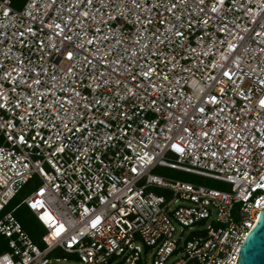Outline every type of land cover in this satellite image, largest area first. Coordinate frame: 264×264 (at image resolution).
Returning <instances> with one entry per match:
<instances>
[{
  "label": "built area",
  "instance_id": "built-area-1",
  "mask_svg": "<svg viewBox=\"0 0 264 264\" xmlns=\"http://www.w3.org/2000/svg\"><path fill=\"white\" fill-rule=\"evenodd\" d=\"M262 101L264 0H0V264H234ZM30 180L35 240L4 210Z\"/></svg>",
  "mask_w": 264,
  "mask_h": 264
},
{
  "label": "rangeland",
  "instance_id": "rangeland-1",
  "mask_svg": "<svg viewBox=\"0 0 264 264\" xmlns=\"http://www.w3.org/2000/svg\"><path fill=\"white\" fill-rule=\"evenodd\" d=\"M152 174H155L157 176H160L164 181H173V180H179V181H185V182H190L193 184H198V185H204L207 187L215 188L218 190H229L228 184L213 180V179H208L204 177H200L197 175L189 174V173H184L181 171H177L174 169H168L165 167H155L152 171ZM146 190L151 191L153 194L161 195L165 200H168L171 198V192L168 191V189L163 188V187H155L151 186L147 188ZM18 216L19 210H16V213ZM30 216V215H29ZM28 215H23L21 220L25 223L26 229L28 230V227L30 228L32 226V217H29ZM31 218V219H30ZM149 264V262H146ZM145 263V264H146Z\"/></svg>",
  "mask_w": 264,
  "mask_h": 264
},
{
  "label": "water",
  "instance_id": "water-1",
  "mask_svg": "<svg viewBox=\"0 0 264 264\" xmlns=\"http://www.w3.org/2000/svg\"><path fill=\"white\" fill-rule=\"evenodd\" d=\"M234 264H264V207L243 240Z\"/></svg>",
  "mask_w": 264,
  "mask_h": 264
},
{
  "label": "trees",
  "instance_id": "trees-1",
  "mask_svg": "<svg viewBox=\"0 0 264 264\" xmlns=\"http://www.w3.org/2000/svg\"><path fill=\"white\" fill-rule=\"evenodd\" d=\"M24 0H9L10 5L14 8H19ZM34 181L30 180L28 182H26L20 189L19 191L16 193V195L11 199V201L4 206V210H10L13 207H16L14 209V211L12 212L13 216L19 221L22 229L33 239L35 240V235L36 233H39V230L36 226V223L34 222L33 219L32 220V226L29 228L28 230L26 229V225L25 223L21 220L23 215H30L27 211V209L20 204V200L30 191L31 187L34 186ZM16 210H19V216L16 213ZM31 217V216H29Z\"/></svg>",
  "mask_w": 264,
  "mask_h": 264
},
{
  "label": "snow or ice",
  "instance_id": "snow-or-ice-1",
  "mask_svg": "<svg viewBox=\"0 0 264 264\" xmlns=\"http://www.w3.org/2000/svg\"><path fill=\"white\" fill-rule=\"evenodd\" d=\"M261 103L264 104V101H262Z\"/></svg>",
  "mask_w": 264,
  "mask_h": 264
}]
</instances>
